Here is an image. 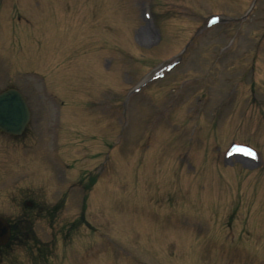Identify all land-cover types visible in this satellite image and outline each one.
Returning a JSON list of instances; mask_svg holds the SVG:
<instances>
[{
	"label": "rangeland",
	"instance_id": "1",
	"mask_svg": "<svg viewBox=\"0 0 264 264\" xmlns=\"http://www.w3.org/2000/svg\"><path fill=\"white\" fill-rule=\"evenodd\" d=\"M8 85L0 264H264V0H0Z\"/></svg>",
	"mask_w": 264,
	"mask_h": 264
},
{
	"label": "flooded vegetation",
	"instance_id": "2",
	"mask_svg": "<svg viewBox=\"0 0 264 264\" xmlns=\"http://www.w3.org/2000/svg\"><path fill=\"white\" fill-rule=\"evenodd\" d=\"M10 87H16V86H13V85H8V86H6L5 88H3L2 90H0V92L1 91H3V90H5V89H7V88H10ZM23 95V94H22ZM23 97H24V95H23ZM24 99L26 100V98L24 97ZM26 102H27V100H26ZM62 103V102H61ZM60 103V104H61ZM27 104H28V102H27ZM28 107H29V105H28ZM29 110H30V107H29ZM60 112H62V110L60 111ZM96 114H98V113H96ZM70 117V116H69ZM68 117V119L67 120H62L61 121V119H62V115L61 114H59V120L61 121V128H60V126H58V128H57V133H56V138H61V139H63V137H65L64 135H65V133L63 134L62 133V129H64L65 127H67L69 124V119H71V118H69ZM31 118H32V112H31V110H30V116H29V121H28V123L26 124V127H25V129H24V131L20 134V135H13V134H9V133H6V132H4V131H2L1 129H0V134L1 135H3V136H6L5 138V141H3V143H4V145H6V147H9V149H15L16 148V140H19V143L21 144L20 146H19V148H22V149H24V147L26 146V144H27V142L29 141V137H32V135H31V133H33V132H35L34 134L35 135H33L34 136V138H39L38 137V132L37 131H35V130H32V132L29 134L28 133V131L31 129V127L30 126H34V127H38V125H37V121H36V124H34V125H31ZM66 122V123H65ZM65 123V124H64ZM65 125H67V126H65ZM65 130H66V128H65ZM24 134V135H23ZM67 134L69 135V133L67 132ZM23 135V137H21ZM64 144V143H63ZM64 145H67V144H64ZM55 155H57L56 154V152H55ZM92 154H90V156H91ZM89 173V172H88ZM94 181H95V176L94 175H91V174H88L87 175V179L84 181L82 178H78V179H76L73 183H71L69 186H67V188H66V190H64V191H61V193H64L65 191H67V189H69V188H71L72 189V191H75L76 190V192L78 193V192H81L84 196H87L88 195V192L90 191V189L92 188V186H93V183H94ZM76 184V185H75ZM74 185V186H73ZM58 188V187H57ZM22 194H25V193H22ZM22 194H17L16 196V198H15V196H14V198H12L11 200H17V203H18V206H19V204H20V206H22L23 204L25 205V206H27L28 208H32V207H37V209L38 208H40L38 205H37V202H32V201H30L29 199H27V198H24V196H21ZM10 202H12V201H10ZM19 206V207H20ZM51 206H54V205H51ZM10 207V206H9ZM52 210H49L50 212H53V211H55L56 209H54V208H51ZM56 212V211H55ZM2 216V215H1ZM3 217H5V216H3ZM6 219H7V221L10 223V225H11V237H10V240H9V242L10 241H12L13 240V238H14V233H15V231H16V229L19 227L20 228V226L21 225H23V224H21V223H23V222H21L20 224L16 221V220H11V219H9V218H7V217H5ZM24 221H26V220H24ZM77 223H80V225H84V226H86V225H88L89 224V222L84 218V215H83V213H82V215H80V217H78V220H77ZM8 242V243H9ZM1 248V247H0Z\"/></svg>",
	"mask_w": 264,
	"mask_h": 264
},
{
	"label": "water",
	"instance_id": "3",
	"mask_svg": "<svg viewBox=\"0 0 264 264\" xmlns=\"http://www.w3.org/2000/svg\"><path fill=\"white\" fill-rule=\"evenodd\" d=\"M29 119V110L21 93L15 88L0 92V129L11 134H20ZM10 238V224L0 216V245Z\"/></svg>",
	"mask_w": 264,
	"mask_h": 264
}]
</instances>
